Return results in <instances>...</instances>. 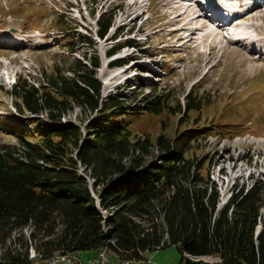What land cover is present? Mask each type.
I'll list each match as a JSON object with an SVG mask.
<instances>
[{"label": "trees", "instance_id": "trees-1", "mask_svg": "<svg viewBox=\"0 0 264 264\" xmlns=\"http://www.w3.org/2000/svg\"><path fill=\"white\" fill-rule=\"evenodd\" d=\"M112 21L113 15L101 16L103 38ZM81 41L95 43L90 35ZM91 57L92 68L76 59L74 75L54 79L53 90L22 78L14 85L20 113L46 112L47 120L5 116L4 130L16 142L0 141V264H34L32 246L44 260L57 252L87 258L105 245L120 258L140 259L144 251L173 244L181 262L190 264H264V183L236 184L220 208L217 185L201 176L203 165L189 157L204 128L191 129L183 139L160 135V159L145 163L135 151H149V138L135 143L123 118L132 113L129 106H137L122 105L117 96L103 98L97 76L101 60L96 52ZM74 105L93 112L85 127L63 121ZM144 108L161 113L160 97ZM110 207L106 218L103 209Z\"/></svg>", "mask_w": 264, "mask_h": 264}, {"label": "rangeland", "instance_id": "rangeland-1", "mask_svg": "<svg viewBox=\"0 0 264 264\" xmlns=\"http://www.w3.org/2000/svg\"><path fill=\"white\" fill-rule=\"evenodd\" d=\"M135 1L136 4H132ZM135 1L0 0V35L10 33L25 45L19 51H14L13 47L0 50V141L16 142L4 130L5 116L11 113L23 115L12 93L15 77L27 79L36 86L39 84L42 90L48 83L50 86L44 90L50 91L55 88L54 79L74 75L72 67L76 59L92 68L90 55L96 52L101 60L97 76L103 84L102 96H117L122 105L137 106L136 109L129 106L126 110L132 113L123 118L124 124L133 132L135 143L138 139L149 138V151L142 153L140 147L135 151V155L142 154L145 163L160 159L161 148L156 143L160 135L183 139L191 129L204 128L199 140L192 141L189 157L203 165L201 176L208 179L209 175L217 185L222 208L236 184L248 188L254 181L264 183V144L257 140L264 138V58L254 55L264 49V6L251 11L244 19L252 25L251 31L257 39L252 41L255 47L251 48L242 45L241 41L206 34L215 27L205 23L196 30L193 40H189L190 36L179 40L183 35L175 32L173 27L195 26L194 20L189 21L194 6L187 7L182 13L186 9L183 2L173 9L169 0H151L144 4L143 0ZM76 3L79 4L77 8L71 7ZM94 10L98 17L113 15V29L109 34L113 41L95 36L97 22L90 14ZM144 10L135 18L137 12ZM174 20L180 22L174 26ZM204 28H208L207 31ZM220 29L224 36L226 29ZM29 35L33 36L28 42ZM84 35H93L95 44L83 43L81 37ZM128 40L140 47L136 48L137 58L127 65V71L121 73L120 68L106 67L105 52L111 45ZM134 53L133 47L119 51L121 56ZM136 79L143 84L136 85ZM156 97H160L163 111L158 114L145 111L146 101ZM190 103H199L200 109H191ZM74 106L63 121L85 127V121L93 112ZM24 115L22 117L30 116L28 112ZM237 139L241 141L234 144ZM85 169L82 166L80 170L92 183L94 180ZM112 209H103L106 218L112 214ZM262 226L261 220L258 232ZM30 252L34 264L50 263L39 260L42 254L34 246ZM143 253L147 264H190L181 262L182 254L176 244ZM202 260L213 263L219 259L206 256Z\"/></svg>", "mask_w": 264, "mask_h": 264}, {"label": "bare ground", "instance_id": "bare-ground-1", "mask_svg": "<svg viewBox=\"0 0 264 264\" xmlns=\"http://www.w3.org/2000/svg\"><path fill=\"white\" fill-rule=\"evenodd\" d=\"M145 1H150L151 0H143L142 1V4H144ZM183 2V0H171L170 1V5H171V8H177L181 5V3ZM208 6L209 8L213 11V16H212V22L210 24L206 23V21L202 18L203 16L201 14L199 15H195L196 12H192V17L189 19V21L192 23V20L195 21V26H192V24L190 25H184V26H177V27H173V30H175V32H181L183 36H181L179 38V40H183L185 39L186 37L189 38L190 36V41L193 40V37H194V34L196 33V30L200 29L203 24L205 23L206 25L208 24V26L210 27H215V30H212V29H209L206 34L210 35V36H218V37H222V39L224 38H227L226 34H224V36H222L220 33H221V29L220 28H226L228 26H233L235 28H242L246 25L245 23V17L251 13V11H254L258 8H261L263 7L262 5H258L252 10L251 9V5L246 7L244 6L245 4L242 3V7H238L237 10L235 11L234 15H231L229 17L230 20L228 21V15L227 14V17L225 16L227 13V8H225L224 11L221 10V8L217 5L216 1L215 0H208ZM132 4H136V1L133 2ZM264 4V3H263ZM189 7H193V4H188L186 6V9H184V11L182 13H185L187 11V9ZM141 8H143V6L141 5ZM145 12L144 11H139V13L137 12L135 18H137V16H139L141 13L143 14ZM239 12H243L241 14H238ZM181 14H179L180 16ZM226 19H227V22H226ZM232 21V23L229 24V22ZM239 20H244L242 22H239ZM180 22V20H174L172 21V24L175 26L177 25L178 23ZM204 24V25H205ZM247 28H250L247 27ZM253 28V27H251ZM192 29V32H189L191 31ZM194 29V30H193ZM219 30V31H218ZM205 34V35H206ZM204 35V37H205ZM228 39H231L232 41L236 42V41H241L242 39H244L243 41V44L242 45H245L247 47L248 44H252V45H255L251 40L252 38H249V37H244V38H228ZM0 46L2 47H13V49L17 48L18 51L21 50L23 47H24V44L22 43V40L21 39H14L13 38V35L9 33V35L7 36H3V35H0ZM214 46V44H213ZM257 54H260L261 57H264V49L262 51V53H259V51H257L256 54L254 55H257ZM65 120V119H64ZM260 143H263L264 144V138H258L257 139ZM241 140L240 139H237L236 141L234 140V144H238ZM244 141V139H243ZM93 180V179H92ZM33 249V248H32ZM31 253V252H30ZM32 253H35L34 251H32ZM104 253H110V255H107V256H104V263H110V264H147V259H134V258H120L119 257V254L118 252L116 251V249H114L112 246L110 245H105L103 246L102 248H100V250L98 251V253L94 256H91V257H88L86 259L83 258V256L81 257L80 254L78 253H61V252H57L55 254V257L53 258H50V259H47L46 262H50V263H66L67 264V261H71L75 258H78L81 260V264H89V260H92V258H98L101 256V254H104ZM34 255V254H33ZM31 254V256H33ZM59 256V257H57ZM42 255H40V259H41ZM116 257V258H115ZM32 258V257H31ZM42 261V260H41Z\"/></svg>", "mask_w": 264, "mask_h": 264}, {"label": "built area", "instance_id": "built-area-1", "mask_svg": "<svg viewBox=\"0 0 264 264\" xmlns=\"http://www.w3.org/2000/svg\"><path fill=\"white\" fill-rule=\"evenodd\" d=\"M107 255H110V253H104V254H101V256L98 258H92V260H89V264H110V263H104V256H107ZM201 258H204V256H202ZM47 264H51V263H47ZM67 264H81V260L78 258H75L71 261H67Z\"/></svg>", "mask_w": 264, "mask_h": 264}, {"label": "water", "instance_id": "water-1", "mask_svg": "<svg viewBox=\"0 0 264 264\" xmlns=\"http://www.w3.org/2000/svg\"><path fill=\"white\" fill-rule=\"evenodd\" d=\"M76 253V252H75ZM82 257V256H81ZM116 258V257H115Z\"/></svg>", "mask_w": 264, "mask_h": 264}]
</instances>
